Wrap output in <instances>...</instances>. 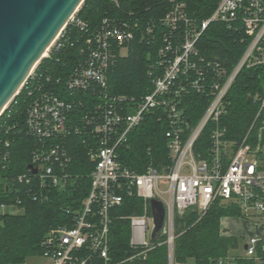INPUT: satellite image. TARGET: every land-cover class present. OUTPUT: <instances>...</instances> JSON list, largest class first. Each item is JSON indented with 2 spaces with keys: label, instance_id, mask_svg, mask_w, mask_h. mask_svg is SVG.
<instances>
[{
  "label": "built area",
  "instance_id": "built-area-1",
  "mask_svg": "<svg viewBox=\"0 0 264 264\" xmlns=\"http://www.w3.org/2000/svg\"><path fill=\"white\" fill-rule=\"evenodd\" d=\"M111 1L119 5L118 0ZM169 1L171 7L157 22L161 33L157 57L146 71L150 89L138 100L111 93L108 73L118 57L127 55L135 37L133 28L140 29L142 40L153 42L156 22L140 28L138 20L129 24L106 16L89 30L77 17V10L67 23L87 36L83 57L68 73L63 94L52 85L60 78L53 82L40 73L36 68L39 62L16 93L25 88L30 97L25 132L37 144L22 173L8 172L11 155L8 150L1 152V169L6 171L0 172V196L9 198L0 197V216L23 210L18 186L33 201H45L46 190L51 187L66 186L70 178L66 169L72 162L66 145L69 136L82 137L92 165L90 189L74 211L71 226L50 227L41 240L40 256L52 264H111L110 210L134 194L142 199L141 212L121 216L129 222V245L137 251L127 259L130 264L136 257L144 260L149 250L161 244H166L168 264H172L176 215L192 209L201 217L216 201L237 204L241 218L261 228L246 238L243 254L264 264V141L253 146L247 139L250 127L236 143L227 138L226 128L220 125L227 93L238 73L245 67L264 64V0H217L213 13L198 21L187 14L183 2ZM212 21L234 25L247 37L246 48L230 69L217 57L202 55L196 47ZM63 29L44 57L51 48L62 46ZM193 95H198L203 111L191 124L186 112L188 98ZM150 113L166 125L168 161L160 162L159 167L150 161L137 172L119 159L117 147ZM261 114L264 98L254 120ZM261 122L264 129V117ZM205 132L209 143L201 145L198 140ZM4 146H9L8 140ZM152 198L164 206L163 225L154 238L150 236ZM223 263L218 260V264Z\"/></svg>",
  "mask_w": 264,
  "mask_h": 264
},
{
  "label": "trees",
  "instance_id": "trees-1",
  "mask_svg": "<svg viewBox=\"0 0 264 264\" xmlns=\"http://www.w3.org/2000/svg\"><path fill=\"white\" fill-rule=\"evenodd\" d=\"M185 4L186 12L194 19L209 17L216 8L217 0H177ZM115 6L111 0H83L76 15L85 22L89 30L96 27L103 17L123 19L129 24L138 20L140 28L156 22L154 41L141 39L140 29L133 28L135 37L126 56L118 57L110 68L108 81L113 94L134 96L136 100L150 89L146 75L149 63L154 62L160 43L159 19L172 3L169 0H118ZM87 33L67 23L62 31L59 49L51 48L47 57L41 58L37 70L51 81L59 77L60 82L52 85L58 94H63V83L73 66L83 57V41ZM247 37L232 25L212 21L196 42L199 52L207 58L217 57L226 69H230L247 46ZM45 80V79H44ZM51 84V83H50ZM264 98V64L243 68L237 75L226 96L225 113L220 125L227 130V138L238 143L248 132V141L253 145L264 141L262 119L254 120ZM187 116L193 124L203 111L198 95L188 98ZM30 102L25 88H22L0 114V154L8 150L12 174L25 172L29 156L36 146V140L25 132L26 110ZM77 109H82L77 108ZM165 123L152 113L145 115L138 127L129 131L123 145L117 147L119 159L131 169L142 172L148 162L159 167L168 161L165 147ZM5 140L9 146L5 147ZM201 145L209 143L207 132L198 140ZM66 145L72 155V162L66 169L70 178L64 188H50L45 201H33L23 194V187L16 191L23 199V210L17 214L0 216V264H21L27 257L41 254V240L50 227L71 226L74 211L79 209L90 189L91 163L82 137L71 135ZM0 165V172L2 170ZM1 194V193H0ZM1 197V196H0ZM1 198L7 199L8 196ZM142 199L135 194L125 196L120 206L110 210L109 259L111 264H130L127 259L137 251L129 245L130 226L123 215L141 212ZM240 217L237 204L212 203L205 214L192 209L175 217L176 237L173 244L174 263L192 259L194 264H257L244 254H232L243 249L244 239L222 233L223 217ZM228 259V260H227ZM229 261V263H228ZM143 264H168L166 244L149 250Z\"/></svg>",
  "mask_w": 264,
  "mask_h": 264
},
{
  "label": "water",
  "instance_id": "water-1",
  "mask_svg": "<svg viewBox=\"0 0 264 264\" xmlns=\"http://www.w3.org/2000/svg\"><path fill=\"white\" fill-rule=\"evenodd\" d=\"M82 2L0 0V114ZM149 204L154 238L163 225L164 206L155 198Z\"/></svg>",
  "mask_w": 264,
  "mask_h": 264
},
{
  "label": "crops",
  "instance_id": "crops-1",
  "mask_svg": "<svg viewBox=\"0 0 264 264\" xmlns=\"http://www.w3.org/2000/svg\"><path fill=\"white\" fill-rule=\"evenodd\" d=\"M245 221L246 220L238 218V217H223L221 220V227L225 230V233L228 232V233L238 235V236H243V237H245L246 233L248 236H251V235L257 234L261 231V228L259 226L254 225L248 221H247V223H248L247 224ZM249 224L254 226V228H251L250 230L246 231V233L244 234L243 233L244 228L246 227V225H249ZM241 227H242V229H241ZM245 240L246 239H244V242H245ZM47 260L49 261L50 264H52L49 259H47ZM175 264H194V261L192 259H188L184 263H175Z\"/></svg>",
  "mask_w": 264,
  "mask_h": 264
},
{
  "label": "rangeland",
  "instance_id": "rangeland-1",
  "mask_svg": "<svg viewBox=\"0 0 264 264\" xmlns=\"http://www.w3.org/2000/svg\"><path fill=\"white\" fill-rule=\"evenodd\" d=\"M122 54H125L126 53V51L125 50H122V52H121ZM184 213V212H183ZM183 213H180L179 214V216L181 215H183ZM228 217H234V216H228ZM238 218H241V216L240 217H238ZM242 219V218H241ZM246 223H247V221H245ZM248 224V223H247ZM250 227V228H249ZM251 228H254V226H252V225H246V227L244 228V234L246 233V231H248V230H250ZM241 229H242V227H241ZM222 233L223 234H225V235H234V234H231V233H228V232H226L225 233V230L222 228ZM235 236H237V237H239V238H242V239H246L247 238V233L245 234V237H243V236H238V235H235ZM249 237V236H248ZM232 254H243V249H240V250H235L234 252H232ZM21 264H50L49 263V261L47 260V259H45V258H43V257H41L39 254H37V255H34V256H30V257H27L26 259H25V261L23 262V263H21ZM131 264H143V259H141V258H138V257H136L135 259H133L132 261H131ZM172 264H175L174 263V261L172 262Z\"/></svg>",
  "mask_w": 264,
  "mask_h": 264
}]
</instances>
